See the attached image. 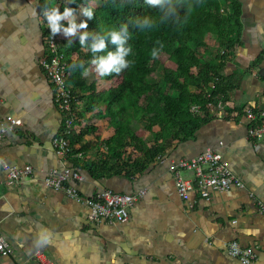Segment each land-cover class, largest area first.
I'll return each mask as SVG.
<instances>
[{"label":"crops","instance_id":"0c3cea01","mask_svg":"<svg viewBox=\"0 0 264 264\" xmlns=\"http://www.w3.org/2000/svg\"><path fill=\"white\" fill-rule=\"evenodd\" d=\"M228 1L237 6L239 31L220 76L233 88L223 102L210 107V118L134 175L96 179L81 170V180L70 181L83 197L102 188L124 194L144 191L129 208L126 222L108 223L91 220L87 205L43 182L51 171L75 169L69 159L95 161L103 150L91 137L77 146H85L82 155L55 152L51 141L62 129L63 116L40 66L46 54L44 16L38 0H0V121H21L13 132L0 129V234L10 250L0 253V264H242L227 252L231 241L254 249L251 264H264V216L258 209L264 204V134L250 138L252 122L245 117L247 110H264V0ZM213 39L209 43L205 38L204 60L221 52ZM97 74L89 66L83 78L86 84L96 82L101 92L105 84ZM104 107L101 103L82 115L97 127L101 140L115 130L103 117ZM77 110L82 112L80 102ZM208 148L221 154L242 187L210 191L209 199L193 192L181 200L171 162ZM135 154L132 160L139 157ZM12 165H29L32 173L8 184Z\"/></svg>","mask_w":264,"mask_h":264},{"label":"trees","instance_id":"16d2710c","mask_svg":"<svg viewBox=\"0 0 264 264\" xmlns=\"http://www.w3.org/2000/svg\"><path fill=\"white\" fill-rule=\"evenodd\" d=\"M96 1L39 0V4L42 11L55 2L63 12L67 5L78 10ZM170 3L175 4L177 13H168ZM222 6L224 12L220 11ZM93 9V18L82 14L78 20H87V29H78L73 35H66L63 29L55 33L68 59L65 82L73 101L75 124L67 136L71 146L69 157L84 154L85 146H77L91 137L103 150L102 158L95 161H69L77 172L85 170L96 179L117 174L128 177L164 156L173 141L190 138L210 118V107L223 102L232 90L233 85L221 78L220 69L239 31L238 9L228 0H163V7L153 6L147 0H100ZM146 14L157 22L151 28L140 29L137 19ZM160 16L165 19L161 21ZM61 23L67 25L68 21ZM125 23L130 34L125 46H132L126 59L131 63L119 73H98V80L105 87L97 92L96 82L86 84L83 78L85 70L96 65L92 63V51L80 44V35ZM43 34L50 35L51 29L45 28ZM208 35L215 37L216 47L223 54L204 60L201 49L206 47ZM92 39L91 35L87 38L89 43ZM154 47L160 49L155 57ZM115 48L109 42L103 53ZM165 61L173 63L174 68L163 66ZM159 69L161 76H155ZM76 102L82 104V112L76 109ZM101 103L105 106L103 117L115 127L114 133L103 140L96 135L97 127L82 118ZM193 106L197 107L196 112L191 111ZM127 148L130 155L138 152L139 157L123 158Z\"/></svg>","mask_w":264,"mask_h":264},{"label":"built area","instance_id":"2783aa9c","mask_svg":"<svg viewBox=\"0 0 264 264\" xmlns=\"http://www.w3.org/2000/svg\"><path fill=\"white\" fill-rule=\"evenodd\" d=\"M43 21L45 28H49L47 19ZM43 40L46 54L41 59L40 66L51 86L54 104L61 114H66L63 117V130L52 138L51 144L57 154L69 156L71 146L67 136L74 128L75 120L71 92L65 82L68 59L55 34L44 36ZM74 105L77 109L78 102ZM191 111L196 112L197 107L193 106ZM245 117L252 122L248 129V136L252 139L261 137L264 134V110L258 112L247 110ZM20 125L21 121L12 117H6L0 121L2 132H13ZM7 169L8 184L28 177L32 173V168L29 165L22 168L12 165ZM170 171L174 174V185L181 200H185L193 192H198L200 197L209 199L210 191H224L232 186L242 187V183L230 172L221 154L210 148L195 157L171 162ZM187 172L191 174L190 178L183 175ZM79 180H81V175L75 169L64 167L61 172L51 171L44 177L43 182L46 186L61 191L71 199L87 205L90 209V219L95 222H126L129 218V208L144 193L142 191L137 194H124L102 188L92 196L83 197L78 193L76 187L69 184L70 181ZM258 209L264 216V204L259 203ZM9 252L10 250L0 234V253L6 255ZM227 252L242 264H251L255 260L254 249L241 247L237 241L227 244Z\"/></svg>","mask_w":264,"mask_h":264},{"label":"clouds","instance_id":"9594fccd","mask_svg":"<svg viewBox=\"0 0 264 264\" xmlns=\"http://www.w3.org/2000/svg\"><path fill=\"white\" fill-rule=\"evenodd\" d=\"M147 3L153 6L161 5L163 7V0H147ZM63 9V12H61L60 7L53 2L42 10L52 34H55L63 29V32L66 35H73L78 29L88 28L87 20H81L77 23L76 10L73 7L67 5ZM167 10L169 14L177 13V8L173 3L167 5ZM81 12L89 19L93 18L95 15L94 9L91 6H84L81 9ZM65 19L68 20L67 25L61 23V21ZM159 19L162 21L165 17L160 16ZM156 22L157 21L151 15L147 14L144 15L142 19H137L140 29L151 28L156 24ZM90 35L93 39L89 43L87 38ZM129 36L128 26L125 23L120 27L84 31L80 35V44L89 48L94 54L92 63L96 65L97 72L101 75H107L113 71L119 73L131 63V61L126 59V57L132 51V46L130 44L125 46V42L129 39ZM109 42L115 44L116 48L114 50L108 49L105 54L103 53V50L108 48ZM159 51V48L154 47L152 55L155 57L158 55ZM97 53L100 54L97 55ZM86 73L87 70H85V74Z\"/></svg>","mask_w":264,"mask_h":264},{"label":"rangeland","instance_id":"374dc122","mask_svg":"<svg viewBox=\"0 0 264 264\" xmlns=\"http://www.w3.org/2000/svg\"><path fill=\"white\" fill-rule=\"evenodd\" d=\"M99 1H100V0H99ZM99 1L97 0L96 2L91 3V6H92V7H95L96 5L99 4ZM54 3H55V2H54ZM82 8H83V6H82V7H79V9L76 10V19H77V23H78V20L81 18V15H82L81 9H82ZM67 21H68V20H67ZM205 38H206V40H207L209 43H211V42L214 41L213 36L211 37V35H208V36L205 37ZM60 46H61V45H60ZM61 48H63V47L61 46ZM219 53H220V52H219ZM163 66L170 67V68H174L173 63H170L169 61H165L164 64H163ZM155 76H161V71H160V69H159V71L156 73ZM158 80L160 81L161 78H158ZM134 154H135V153H132V154L130 155V150L127 148V151H126L125 157L128 158L129 155H130V158H132ZM135 155H136V154H135Z\"/></svg>","mask_w":264,"mask_h":264},{"label":"flooded vegetation","instance_id":"af4514ba","mask_svg":"<svg viewBox=\"0 0 264 264\" xmlns=\"http://www.w3.org/2000/svg\"><path fill=\"white\" fill-rule=\"evenodd\" d=\"M38 3H39V0H38ZM39 6H40V4H39ZM41 13H42V11H41ZM43 14V13H42ZM43 20V19H42Z\"/></svg>","mask_w":264,"mask_h":264}]
</instances>
